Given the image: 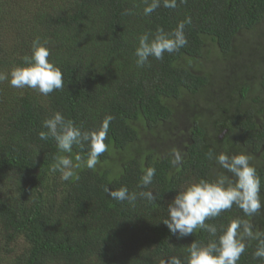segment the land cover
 Segmentation results:
<instances>
[{"label":"trees","instance_id":"trees-1","mask_svg":"<svg viewBox=\"0 0 264 264\" xmlns=\"http://www.w3.org/2000/svg\"><path fill=\"white\" fill-rule=\"evenodd\" d=\"M145 6V0H0V73L22 66L39 37L49 41V59L64 79V87L47 96L12 87L10 75L0 81V264L183 259L192 242L213 237L198 229L177 239L163 224L167 205L177 191L223 172L214 159L221 152L252 158L264 200V0H177L175 9L161 0L150 16ZM189 17L186 46L137 67L141 34L158 27L172 32ZM57 111L87 131L98 129L106 115L115 117L108 150L94 169H77L79 179L63 181L51 171L56 142L39 137L47 131L43 121ZM183 120L190 138L177 160L153 140ZM87 152L85 145L62 154L75 162ZM149 167L156 174L142 188ZM123 186L137 195L151 190L157 199L138 196L130 204L104 190ZM234 218L264 231V209L249 218L233 206L205 223L217 227L218 238ZM256 246L248 241L237 264H264L253 256Z\"/></svg>","mask_w":264,"mask_h":264},{"label":"clouds","instance_id":"clouds-1","mask_svg":"<svg viewBox=\"0 0 264 264\" xmlns=\"http://www.w3.org/2000/svg\"><path fill=\"white\" fill-rule=\"evenodd\" d=\"M162 2L164 8L177 7V0H162ZM145 5L143 14L150 16L161 7V0H151L150 3L145 0ZM125 14H131V10H126ZM190 23L189 17L181 21L172 32H166L164 28L158 27L154 33L141 34L135 50L137 67L150 66V57L161 60L165 52L171 54L186 46L188 41L184 29L186 24ZM50 55L49 41L47 39L41 41L37 37L32 42L31 55L23 57V65L14 67L10 74L0 73V81L8 80L10 75L9 83L12 87L31 88L45 96L62 89L63 72L54 61H50ZM114 119V116L106 115L100 127L92 131L83 130L59 111L45 119L43 128L47 131H41L39 137L41 140L53 138L58 149L57 155L53 157L51 171L59 172L63 181H69L72 178L79 179L77 169L82 166L94 169L100 163L99 157L108 150L105 141L108 138L110 123ZM164 129L165 125H161L159 133ZM149 134L152 135L151 130ZM189 138L187 124L186 133L179 132L174 127L165 138L153 141L156 145L161 143L169 145V152H174L176 159L179 160L178 152L184 150ZM174 142L177 143L178 148H174ZM85 145L88 147L86 159L77 154L74 162L71 155L62 154H71L73 146L83 148ZM209 159H213L212 153H209ZM214 159L224 171L211 180L201 178L177 191L174 199L167 205L168 216L163 221L177 239L193 235L198 229L207 231L213 239L206 244L195 240L187 246L186 257L182 259L179 256H170L162 264H237L246 250L247 242L252 240L257 241L254 258L264 259V231L255 230L250 219H231L218 238L217 227L205 223L208 219L219 217L233 206L241 209L244 216L249 218L264 209L261 178L257 174L256 167L251 164L252 158L243 152L236 155L221 152ZM155 174V168H147L141 177L140 187L148 188ZM104 190L111 199L119 202L128 201L130 204L134 203L138 196L149 203L157 199V194L154 195L151 190L141 191L138 195L135 192L130 193L126 186L117 190L106 187Z\"/></svg>","mask_w":264,"mask_h":264},{"label":"rangeland","instance_id":"rangeland-1","mask_svg":"<svg viewBox=\"0 0 264 264\" xmlns=\"http://www.w3.org/2000/svg\"><path fill=\"white\" fill-rule=\"evenodd\" d=\"M262 29H264L263 28V26H261V30ZM261 47V46H260ZM262 48H263V50H261V51H263V52H259L260 53V55L261 56H263L264 57V45L262 46ZM195 110V109H194ZM188 116V115H187ZM184 121V120H183ZM166 127V126H165ZM177 128L178 130H179V132L181 131V132H183V133H186V127H187V124H186V120L182 123V124H178V125H175V126H171V129L172 128ZM177 130V131H178ZM168 144H170V143H168ZM173 146H174V148H176L177 147V143L176 142H174L173 143ZM156 148H157V150L160 152V153H162V154H164V153H167V152H169V145H167V144H165V143H161V144H159V145H156ZM178 148V147H177ZM179 154H181L182 152L181 151H179L178 152Z\"/></svg>","mask_w":264,"mask_h":264}]
</instances>
